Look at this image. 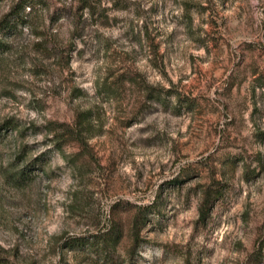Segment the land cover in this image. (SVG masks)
Wrapping results in <instances>:
<instances>
[{"label": "rangeland", "instance_id": "374dc122", "mask_svg": "<svg viewBox=\"0 0 264 264\" xmlns=\"http://www.w3.org/2000/svg\"><path fill=\"white\" fill-rule=\"evenodd\" d=\"M25 1L0 0V264H264V0Z\"/></svg>", "mask_w": 264, "mask_h": 264}, {"label": "trees", "instance_id": "16d2710c", "mask_svg": "<svg viewBox=\"0 0 264 264\" xmlns=\"http://www.w3.org/2000/svg\"><path fill=\"white\" fill-rule=\"evenodd\" d=\"M33 4V1L26 0L23 3L24 6H30V4ZM31 4V5H32ZM88 8L89 5H85L84 9ZM32 10V8H30ZM12 14H9L5 16L0 21V33L7 32L13 22L10 20V17ZM1 44V42H0ZM148 95L149 98H155L156 96L161 95L160 92L155 90L154 87L149 86L148 87ZM72 134V132H71ZM83 143V142H82ZM84 144V143H83ZM247 175L254 174L253 171L246 172ZM27 174L22 171L19 172L16 175L17 179L23 180L26 178ZM223 185L221 183H216L214 180L211 183H208L204 185V187L201 189V195L202 199L199 205V214H200V222H206L212 212V209L216 202H218L223 197ZM155 203L149 206H136V210L134 213V218L132 222V245L130 248V253L133 254L137 251V249L140 246L141 242V232L145 228L147 222L149 221V218L152 214H155ZM121 236V231L118 227L115 225L111 227V229L108 232H102L95 235H92L91 238H78V237H70L68 238L64 244L63 248L69 249L70 251L75 249H80L83 254H86L89 256L92 252H98V254H107L108 250L110 248L111 242H115L119 240ZM255 254L258 256H262L264 258V242H259L255 246L254 250Z\"/></svg>", "mask_w": 264, "mask_h": 264}]
</instances>
